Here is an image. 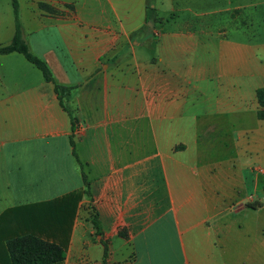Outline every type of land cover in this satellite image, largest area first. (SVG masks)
<instances>
[{"label":"crops","instance_id":"obj_1","mask_svg":"<svg viewBox=\"0 0 264 264\" xmlns=\"http://www.w3.org/2000/svg\"><path fill=\"white\" fill-rule=\"evenodd\" d=\"M148 3L18 0L22 36L74 86L82 128L38 67L0 53V239L40 229L64 250L45 264H170L171 250L175 264H264V38L166 25L174 8L158 3L152 22ZM14 29L0 0V44Z\"/></svg>","mask_w":264,"mask_h":264},{"label":"trees","instance_id":"obj_2","mask_svg":"<svg viewBox=\"0 0 264 264\" xmlns=\"http://www.w3.org/2000/svg\"><path fill=\"white\" fill-rule=\"evenodd\" d=\"M11 4H12L13 17H14V26H15L14 34L9 42L0 44V53H7L11 51H18L22 53L26 57V59H28L36 67L40 69L43 77L46 80L53 82L54 90L57 93L59 103L70 115V118L72 120V129L74 130L76 126L77 117L74 115L73 108L70 103L71 93L74 86L55 81L48 63L43 58L34 54L30 50L28 44L26 43V41L22 36V28H21V22L18 11V0H11ZM150 4L151 3L149 2L147 6L146 20L155 22V7L151 6ZM38 6L42 10L47 12L56 11V8L54 6L44 1H39ZM256 98L258 101L257 116L258 118H264V86H260L256 89ZM72 152L76 155L74 149ZM80 166L82 167L81 162H80ZM82 178L85 184L84 191L89 192L88 189L89 183L87 180L86 173L83 171V169H82ZM73 193L76 192H70L64 194L56 198V201H60L62 204H64L65 200H67L69 195ZM77 196L79 197L80 195L77 194ZM65 210L66 209L64 207H61L54 211L55 216L52 217V219L55 223H52V225L54 227L55 232H64L65 230V222H64ZM36 221H38L41 226L47 223V221H41V219ZM38 222L36 223V225H38ZM94 223L98 225L97 219H94ZM69 227H70V222H69ZM40 232H41L40 229L35 230L30 228V229H25L24 231L16 233L13 236L7 238L5 244L6 249L9 255L11 256L14 264H45L51 261L60 260L64 257V250L61 244L54 240H49L42 237L39 234ZM106 255H107V247H105L104 257H106ZM104 264H106L105 258H104Z\"/></svg>","mask_w":264,"mask_h":264},{"label":"rangeland","instance_id":"obj_3","mask_svg":"<svg viewBox=\"0 0 264 264\" xmlns=\"http://www.w3.org/2000/svg\"><path fill=\"white\" fill-rule=\"evenodd\" d=\"M157 1V2H156ZM158 3L160 13L174 8V15L166 25L181 26L189 23L196 29L206 28L212 32L225 31L228 37L238 39L264 38V0H243L246 7L236 12L233 8L236 0H149ZM156 12V9H155ZM9 193L0 190V203ZM17 227V219H11L8 227ZM1 257L6 254L3 239H0ZM170 264L176 263V255L169 251Z\"/></svg>","mask_w":264,"mask_h":264},{"label":"built area","instance_id":"obj_4","mask_svg":"<svg viewBox=\"0 0 264 264\" xmlns=\"http://www.w3.org/2000/svg\"><path fill=\"white\" fill-rule=\"evenodd\" d=\"M81 128H82V122H80L79 120H77L74 131L75 132H79L81 130Z\"/></svg>","mask_w":264,"mask_h":264},{"label":"water","instance_id":"obj_5","mask_svg":"<svg viewBox=\"0 0 264 264\" xmlns=\"http://www.w3.org/2000/svg\"><path fill=\"white\" fill-rule=\"evenodd\" d=\"M151 23V22H150Z\"/></svg>","mask_w":264,"mask_h":264}]
</instances>
